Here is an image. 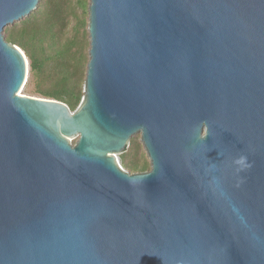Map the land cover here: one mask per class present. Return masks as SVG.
<instances>
[{
  "label": "water",
  "instance_id": "1",
  "mask_svg": "<svg viewBox=\"0 0 264 264\" xmlns=\"http://www.w3.org/2000/svg\"><path fill=\"white\" fill-rule=\"evenodd\" d=\"M39 1L0 0V264H264V0H90L74 110L20 93Z\"/></svg>",
  "mask_w": 264,
  "mask_h": 264
},
{
  "label": "trees",
  "instance_id": "2",
  "mask_svg": "<svg viewBox=\"0 0 264 264\" xmlns=\"http://www.w3.org/2000/svg\"><path fill=\"white\" fill-rule=\"evenodd\" d=\"M89 4L90 0H41L28 16L4 28L6 38L20 46L29 59L27 91L63 101L71 110L84 96L90 48L86 20ZM139 147L131 138L121 153L131 171L149 167Z\"/></svg>",
  "mask_w": 264,
  "mask_h": 264
},
{
  "label": "rangeland",
  "instance_id": "3",
  "mask_svg": "<svg viewBox=\"0 0 264 264\" xmlns=\"http://www.w3.org/2000/svg\"><path fill=\"white\" fill-rule=\"evenodd\" d=\"M41 1V0H40ZM40 1H39V3H40ZM38 3V4H39ZM38 6V5H37ZM78 13L79 14H81L82 13V10L80 9V8H78ZM86 20L87 21H89V7L87 8V14H86ZM88 28V27H87ZM4 35H5V37H6V33H5V31H4ZM90 38V37H89ZM17 45V44H16ZM29 70H30V67H29ZM29 76V75H28ZM28 80V79H27ZM28 87H30L29 85H24V87L20 90V93L21 94H28V95H34V96H41L40 94H38V93H35V92H30V91H27V88ZM42 97H44V96H42ZM142 136H141V132H138V133H136L135 135H133L131 138H135L136 139V141H137V143H139L140 144V156L141 157H143V160H145V161H147L148 162V164H149V167H148V169L147 170H149L150 168H151V161H150V157H149V155H148V153H147V151H146V148H145V145H144V143H143V141H142V138H141ZM70 140H71V142L74 144V143H76V141H77V138H70ZM129 145H130V143H129ZM128 145V146H129ZM117 160L119 161V163L125 168V169H127V170H129L126 166H125V164L123 163V159H122V156H121V154H118L117 155ZM129 171H131V170H129ZM140 171V170H139ZM141 171H144V170H141ZM131 172H136V171H131Z\"/></svg>",
  "mask_w": 264,
  "mask_h": 264
},
{
  "label": "built area",
  "instance_id": "4",
  "mask_svg": "<svg viewBox=\"0 0 264 264\" xmlns=\"http://www.w3.org/2000/svg\"><path fill=\"white\" fill-rule=\"evenodd\" d=\"M121 165V164H120ZM121 167H123L122 165H121Z\"/></svg>",
  "mask_w": 264,
  "mask_h": 264
}]
</instances>
